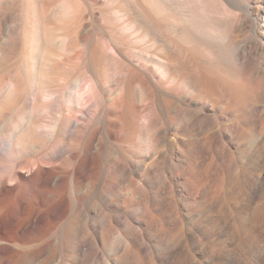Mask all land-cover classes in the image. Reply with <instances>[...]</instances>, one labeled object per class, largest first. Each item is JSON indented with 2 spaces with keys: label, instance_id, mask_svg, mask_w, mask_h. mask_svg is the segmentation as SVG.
<instances>
[{
  "label": "bare ground",
  "instance_id": "bare-ground-1",
  "mask_svg": "<svg viewBox=\"0 0 264 264\" xmlns=\"http://www.w3.org/2000/svg\"><path fill=\"white\" fill-rule=\"evenodd\" d=\"M16 26L0 264H264V0H0Z\"/></svg>",
  "mask_w": 264,
  "mask_h": 264
},
{
  "label": "rangeland",
  "instance_id": "rangeland-1",
  "mask_svg": "<svg viewBox=\"0 0 264 264\" xmlns=\"http://www.w3.org/2000/svg\"><path fill=\"white\" fill-rule=\"evenodd\" d=\"M1 7L8 12H13L14 15L19 13L21 14V10L17 5L14 6L11 3H5L4 5H1ZM21 31L22 28L20 26H16L12 30H0V78H8L9 76L15 74L22 64L21 51L14 46V40L21 34ZM53 52L56 54L54 59H57L58 56L62 54L58 47H55ZM233 108H235V106H233ZM238 114H240V112H238ZM253 125L256 128L257 124L255 122ZM261 129V126H257L256 131L259 132ZM256 135L252 138L249 137L245 139L247 147L252 145L253 141L257 138ZM237 151L240 150L238 149ZM235 168L236 170L251 171V166L246 165L242 161H238L235 165ZM261 171H263V169L256 172ZM70 261L72 260L70 259Z\"/></svg>",
  "mask_w": 264,
  "mask_h": 264
}]
</instances>
